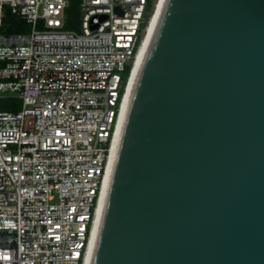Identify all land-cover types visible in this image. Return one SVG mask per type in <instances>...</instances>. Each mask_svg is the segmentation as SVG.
<instances>
[{
    "label": "water",
    "instance_id": "water-1",
    "mask_svg": "<svg viewBox=\"0 0 264 264\" xmlns=\"http://www.w3.org/2000/svg\"><path fill=\"white\" fill-rule=\"evenodd\" d=\"M87 264H264V0H166Z\"/></svg>",
    "mask_w": 264,
    "mask_h": 264
},
{
    "label": "built area",
    "instance_id": "built-area-1",
    "mask_svg": "<svg viewBox=\"0 0 264 264\" xmlns=\"http://www.w3.org/2000/svg\"><path fill=\"white\" fill-rule=\"evenodd\" d=\"M159 0H0V264H87L129 77ZM149 4L150 7H149ZM42 28H39L38 26ZM130 66L128 75L126 68Z\"/></svg>",
    "mask_w": 264,
    "mask_h": 264
},
{
    "label": "bare ground",
    "instance_id": "bare-ground-1",
    "mask_svg": "<svg viewBox=\"0 0 264 264\" xmlns=\"http://www.w3.org/2000/svg\"><path fill=\"white\" fill-rule=\"evenodd\" d=\"M166 0H159L155 9H154V12L152 14V17L150 19V22H149V25H148V28H147V33H146V36H145V39L143 41V44L139 50V53L137 55V58H136V61L134 63V66H133V69L131 71V74H130V77H129V82H128V86H127V92H126V96H125V102H124V109H123V114H122V118H121V124H122V120H123V116H124V112H125V108H126V105H127V101H128V97H129V93H130V89H131V86H132V82H133V78H134V74H135V71H136V68L139 64V61L141 59V56L144 52V49L146 47V44L148 42V39L150 37V34L153 30V27L155 25V22L165 4ZM121 124H120V127H119V130L117 132V136H116V142H115V145H114V150H113V154L111 156V160H110V163H109V167H108V172H107V177H106V181H105V184H104V189H103V192H102V195H101V199H100V202H99V207H98V211H97V218H96V222H95V229H96V225H97V221H98V217H99V213H100V209H101V205H102V201H103V197H104V193H105V188H106V184H107V180H108V176H109V171H110V167H111V163H112V159H113V155H114V151H115V147H116V143H117V139H118V135H119V131H120V128H121ZM95 229H94V233H95ZM94 233H93V237H94ZM93 237H92V240H91V245H90V250H91V246H92V241H93ZM90 250H89V254H90ZM89 254H88V259H89ZM88 259H87V263H88Z\"/></svg>",
    "mask_w": 264,
    "mask_h": 264
},
{
    "label": "rangeland",
    "instance_id": "rangeland-1",
    "mask_svg": "<svg viewBox=\"0 0 264 264\" xmlns=\"http://www.w3.org/2000/svg\"><path fill=\"white\" fill-rule=\"evenodd\" d=\"M80 1L81 0H70V6L67 8L65 12V23L68 24L65 29H70V30H75L79 31L80 30V21H81V10H80ZM18 24L23 25L25 31L23 32H30L32 29V25L28 23L24 19L18 20ZM39 28H42L40 25L38 26ZM1 33H5L3 29L0 30ZM14 101H17L16 99H7L3 100L4 103L6 104H14ZM19 103V102H18ZM21 105V103H20ZM20 108V106L18 107ZM0 110H5V109H0Z\"/></svg>",
    "mask_w": 264,
    "mask_h": 264
},
{
    "label": "trees",
    "instance_id": "trees-1",
    "mask_svg": "<svg viewBox=\"0 0 264 264\" xmlns=\"http://www.w3.org/2000/svg\"><path fill=\"white\" fill-rule=\"evenodd\" d=\"M151 4H149L150 7ZM22 18L17 17L16 15L12 14L10 12V10H6V14L3 20V25L2 28L6 33H19V32H23L25 31L23 25L18 24V20H20ZM68 24L65 23L64 28L67 26ZM70 30V29H69ZM130 71V66H128L125 70V75H128ZM10 98H5L3 100H7ZM3 100H0V109H5V111H13L18 109V107L20 106V101H14V104H6L3 102ZM19 102V103H18Z\"/></svg>",
    "mask_w": 264,
    "mask_h": 264
}]
</instances>
